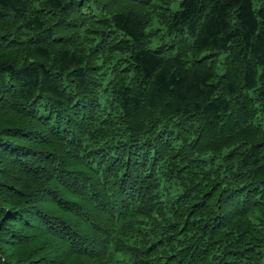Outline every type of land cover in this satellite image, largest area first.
I'll use <instances>...</instances> for the list:
<instances>
[{"label":"trees","instance_id":"obj_1","mask_svg":"<svg viewBox=\"0 0 264 264\" xmlns=\"http://www.w3.org/2000/svg\"><path fill=\"white\" fill-rule=\"evenodd\" d=\"M0 264H264V0H0Z\"/></svg>","mask_w":264,"mask_h":264}]
</instances>
